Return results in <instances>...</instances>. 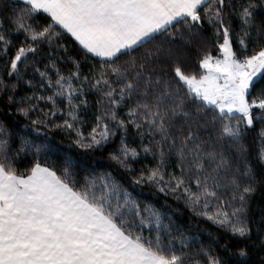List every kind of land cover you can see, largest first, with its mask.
Wrapping results in <instances>:
<instances>
[{"label": "snow or ice", "instance_id": "obj_1", "mask_svg": "<svg viewBox=\"0 0 264 264\" xmlns=\"http://www.w3.org/2000/svg\"><path fill=\"white\" fill-rule=\"evenodd\" d=\"M0 60L8 112L83 150L52 160L47 132L0 120V264H249L253 223L264 251V0H0ZM105 150L126 176L96 169ZM137 186L224 235H186Z\"/></svg>", "mask_w": 264, "mask_h": 264}, {"label": "trees", "instance_id": "obj_2", "mask_svg": "<svg viewBox=\"0 0 264 264\" xmlns=\"http://www.w3.org/2000/svg\"><path fill=\"white\" fill-rule=\"evenodd\" d=\"M41 22H43V18H41ZM23 37L21 36L20 39ZM215 55V52L213 53ZM3 64V60H0V65ZM85 70H87V65H85ZM27 79L32 78L31 70L29 69ZM36 79L38 80L39 77L37 76ZM259 87V85H258ZM31 89L27 85H22L21 88L17 90V95H25L30 94ZM89 101L93 104L95 103L96 96L94 94L88 96ZM44 107V105H41ZM93 111V109H89V112ZM124 111V110H122ZM0 120H4L6 123L13 127V131H21L23 130L26 133H31L33 137H40L44 138L45 133L47 130H42L40 133L35 132L30 127L25 129L23 126L26 121H24L23 117H19L13 115L12 113L8 112V108L6 105V97L0 95ZM261 128V125L257 123L255 127L250 130L248 135V141L250 144H253V147H258V133ZM47 138L51 141L52 145H54V151L50 156V159L57 160L59 159L63 153L71 152L74 155H79L83 150L76 148L74 145L71 144L69 138L60 132H47ZM134 138V133L130 130L129 132V142H131ZM118 143V140L116 141ZM135 143L138 144L139 140L136 139ZM110 145L109 147H111ZM93 157V165L96 167L97 170H109L113 171L114 174L118 177L120 175H125L122 169H118L113 162L107 160V150L104 152H95L89 154ZM154 161L151 160L149 157L147 160H141L135 166L139 168L141 164H151ZM20 168L26 166V163L21 162L18 165ZM110 166V167H109ZM171 170V169H170ZM136 191L141 193L140 199L147 201L148 203L154 204L157 208H160L163 212L168 213L171 215L173 223L178 226L186 235L199 237L200 241L204 244L209 243V233H218L220 235H224L223 230L217 229L210 221H206L201 217L195 216L190 209H188L183 201H177L171 196H165L163 193H159L158 191L144 187L141 189L139 186L136 187ZM165 201H167L165 203ZM261 204H264V197L258 192L255 194L253 200L251 201L252 206V219L254 221L259 220V207ZM253 232L251 240L255 241V244H250V241L243 238H237L233 240V244L237 246H244L245 244H250L251 247V260L249 264H260V260L264 259V251H260L258 248L259 240L256 234V223H253ZM147 234V233H146ZM224 239L220 240V243H224ZM233 251L236 250L235 247L232 249ZM244 259V258H240Z\"/></svg>", "mask_w": 264, "mask_h": 264}]
</instances>
